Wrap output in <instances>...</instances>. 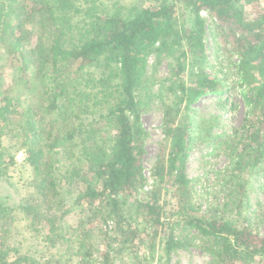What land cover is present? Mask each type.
<instances>
[{
	"label": "trees",
	"instance_id": "16d2710c",
	"mask_svg": "<svg viewBox=\"0 0 264 264\" xmlns=\"http://www.w3.org/2000/svg\"><path fill=\"white\" fill-rule=\"evenodd\" d=\"M127 1L0 0V181L19 151L31 175L19 204L0 198V264H97L100 243L103 264H150L156 255L169 264L195 238L212 264H264V234L244 205L249 176L264 160V0ZM202 12L238 56L250 105L233 144L232 188L209 215L193 201L185 171L187 104L222 91L204 72ZM163 60L170 75L161 79ZM155 103L165 142L146 192L140 117ZM15 230L44 249V263L14 244Z\"/></svg>",
	"mask_w": 264,
	"mask_h": 264
},
{
	"label": "rangeland",
	"instance_id": "374dc122",
	"mask_svg": "<svg viewBox=\"0 0 264 264\" xmlns=\"http://www.w3.org/2000/svg\"><path fill=\"white\" fill-rule=\"evenodd\" d=\"M133 1L128 0L127 2ZM159 1L162 0H137V4L140 7L151 6L159 3ZM244 9L245 15L249 18L252 13L251 8L244 6ZM201 17L205 20L206 30L204 36L206 49L204 72L216 78L222 91L216 94H204L187 104L186 112L192 122L190 126L192 141L185 171L190 181L193 201H197L200 212L203 211L209 215L215 214L219 210L226 194L232 188L230 180L233 162L235 161V152L232 151L233 144L250 105L247 101V92L240 86L241 81L237 72L239 58L230 52V45L225 38L224 29L206 12H202ZM186 25L189 27V24ZM3 59L2 83L8 84L10 80L7 74L9 59L8 57ZM149 65L151 72V67L154 65L153 59H150ZM156 75L161 79L169 77L166 61L163 60L157 66ZM184 79L187 82L186 74ZM140 122L146 132L142 167L144 176L148 181L145 191L148 192L152 188L151 167L160 147L165 142L161 130L162 109L160 105L155 103L145 110L141 114ZM30 176L29 169L24 164V152L19 151L16 155V165L9 171L7 181H0V198H8V203L11 205L19 204L20 200L27 196L26 183ZM244 205L247 212L253 216L251 221L253 229L263 235L264 160L249 176V184L244 195ZM69 220L68 224L73 225V221ZM103 230L109 232L110 228L103 227ZM23 232L14 231V244L21 246L22 252L31 253L37 262L44 263L47 260V254L44 255L43 253L44 249L42 247L36 248L33 240L25 241ZM189 233L192 237H196L195 231L190 230ZM199 242V239L195 238L190 243L191 245L171 254L169 264H212L209 253L198 246ZM96 248L94 258L97 264H103L106 246L104 243H100ZM156 251L160 254V246H156ZM141 254H148L144 245H142ZM157 257L158 255L155 256V260L148 258L150 264H157ZM109 264L133 263L129 257H125L112 259Z\"/></svg>",
	"mask_w": 264,
	"mask_h": 264
}]
</instances>
